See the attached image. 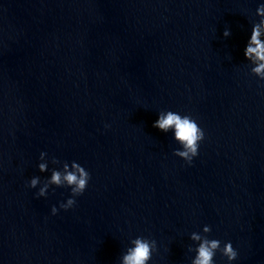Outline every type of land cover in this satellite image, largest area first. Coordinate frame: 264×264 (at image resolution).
Returning <instances> with one entry per match:
<instances>
[{
  "label": "clouds",
  "instance_id": "clouds-1",
  "mask_svg": "<svg viewBox=\"0 0 264 264\" xmlns=\"http://www.w3.org/2000/svg\"><path fill=\"white\" fill-rule=\"evenodd\" d=\"M256 15L260 17V20L252 26L250 38L244 49V56L246 60L254 65L251 68V73L260 80H264V39H262L264 37V4L257 7ZM223 35L229 37L231 35L230 29L226 28ZM153 127L164 133L171 130L174 134V140L181 145V149L174 150L173 155L180 157L191 165L193 158L198 155L200 142L205 138L204 131L196 120L190 115H181L178 112L168 110L159 113ZM47 155L46 152L40 153L39 159L41 162L38 164V169L41 173L48 171ZM51 163L61 165V167L53 168L50 177L44 181H41L39 176L32 177L27 186L35 189L40 185L39 191L36 193L37 197H46L51 186L69 188L71 197L59 205L60 209L68 210L75 206V198L82 195L87 189L91 179L90 173L76 161H72L69 165L68 162H61L53 157ZM57 212L58 208L53 206L51 213L56 215ZM210 231L211 227L205 225L203 233L207 234ZM190 239L198 242L195 249H189V251H195L196 253L191 264H214L217 251L227 257L229 264L237 259L238 253L230 241L225 242L221 247L220 240H210L206 235L196 232L191 233ZM130 244L131 246L122 254L120 264H149L153 253L157 250L156 241L143 236L132 239Z\"/></svg>",
  "mask_w": 264,
  "mask_h": 264
}]
</instances>
